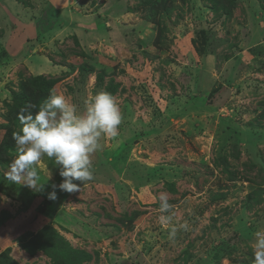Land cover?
<instances>
[{
  "label": "rangeland",
  "instance_id": "obj_1",
  "mask_svg": "<svg viewBox=\"0 0 264 264\" xmlns=\"http://www.w3.org/2000/svg\"><path fill=\"white\" fill-rule=\"evenodd\" d=\"M110 84L122 123L79 192L48 199L47 157L39 192L4 178L21 108L50 92L83 108ZM263 113L264 0H0V254L51 264L21 246L52 227L86 264H254Z\"/></svg>",
  "mask_w": 264,
  "mask_h": 264
},
{
  "label": "clouds",
  "instance_id": "obj_2",
  "mask_svg": "<svg viewBox=\"0 0 264 264\" xmlns=\"http://www.w3.org/2000/svg\"><path fill=\"white\" fill-rule=\"evenodd\" d=\"M17 118L20 128L13 133L15 155L4 178L39 192L44 186L43 159H52L62 178L58 185H51L52 190L47 194L54 201L57 190L79 192L83 182L93 179L91 156L101 147L102 136H118L122 112L116 98L107 91L89 96L83 108L64 94L50 92L38 106L30 104L21 108ZM50 179L48 172L47 180ZM159 199L162 210L171 209L166 196ZM181 227L186 229L187 225ZM176 231L173 227L170 236L174 237ZM254 236V264H264V229L257 230Z\"/></svg>",
  "mask_w": 264,
  "mask_h": 264
},
{
  "label": "trees",
  "instance_id": "obj_3",
  "mask_svg": "<svg viewBox=\"0 0 264 264\" xmlns=\"http://www.w3.org/2000/svg\"><path fill=\"white\" fill-rule=\"evenodd\" d=\"M21 2V0H18ZM31 83L43 89V92H48L51 86L55 83L54 80H46L43 77L36 76L31 77ZM116 86L107 85L104 91H107L114 95ZM14 94V100H19V98L24 99L25 97L20 95L17 97ZM6 106L11 107L9 103H5ZM264 117V113H263ZM257 125H260L259 123ZM264 195V187L258 186L255 191L254 198L258 197L257 203L261 202L260 196ZM44 241L40 246H29L22 244L23 250L28 253V255L33 256L35 252L41 251L47 258L50 259L51 264H86L91 260V255L87 251L82 249L74 248L70 243L65 240L59 233L52 227H44L42 229ZM0 264H17L11 257H9L8 249L0 254Z\"/></svg>",
  "mask_w": 264,
  "mask_h": 264
}]
</instances>
